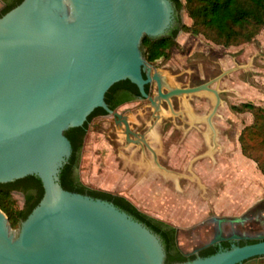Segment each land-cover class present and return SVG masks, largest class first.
Instances as JSON below:
<instances>
[{
	"label": "water",
	"instance_id": "obj_1",
	"mask_svg": "<svg viewBox=\"0 0 264 264\" xmlns=\"http://www.w3.org/2000/svg\"><path fill=\"white\" fill-rule=\"evenodd\" d=\"M174 23L171 0H21L0 16V183L35 175L43 187L16 229L0 209V264H165L156 233L108 200L64 189L59 173L72 150L65 131L82 126L96 108L155 161L145 135L130 129L127 116L135 105L151 106L158 118L166 104L176 114L173 96L208 91L214 104L206 121L213 129L221 97L212 84L225 72L175 86L143 55V37H162ZM123 80L137 87L139 99L113 110L105 93ZM240 239L256 242L198 255ZM175 244L195 257L173 264H264V200L238 217L176 227Z\"/></svg>",
	"mask_w": 264,
	"mask_h": 264
},
{
	"label": "rangeland",
	"instance_id": "obj_2",
	"mask_svg": "<svg viewBox=\"0 0 264 264\" xmlns=\"http://www.w3.org/2000/svg\"><path fill=\"white\" fill-rule=\"evenodd\" d=\"M180 22H191L184 8ZM176 42L168 59L152 63L172 85L193 86L225 72L212 84L221 97L213 129L206 121L214 104L208 91L172 97L176 114L166 104L158 118L151 106L135 105L128 113L131 129L145 135L155 161L145 146L125 141L111 115L96 116L77 171L85 185L124 195L141 211L186 229L211 217H238L264 200V176L238 143L252 113L231 109L258 102L251 92L264 90V36L224 47L181 30ZM12 197L21 207L22 193L14 191Z\"/></svg>",
	"mask_w": 264,
	"mask_h": 264
},
{
	"label": "trees",
	"instance_id": "obj_3",
	"mask_svg": "<svg viewBox=\"0 0 264 264\" xmlns=\"http://www.w3.org/2000/svg\"><path fill=\"white\" fill-rule=\"evenodd\" d=\"M4 7L0 16L17 5L21 0H3ZM176 10L184 8L190 19V24L181 23L172 27L162 37L152 38L144 36L141 49L146 60L151 64L157 59H168L171 51L177 46L176 36L179 31L193 36H202L206 40L224 47L238 46L253 41L264 28V0H171ZM199 84V83H198ZM150 85L145 86L149 92ZM139 96L137 87L123 80L114 83L105 93V101L115 110L125 101ZM236 112L250 111L251 123L245 125L238 135L241 154L252 160L260 173L264 176V106L252 102H242L231 105ZM107 114L102 108L94 109L82 126L72 127L65 131L71 143V154L59 173L60 185L69 191L79 192L112 202L124 210L134 219L145 224L156 233L165 249V264L182 262L195 257L181 254L175 244L176 227L162 219L153 217L141 211L127 197L105 190L95 189L85 185L78 177L77 170L80 163L84 138L91 120L99 115ZM14 191L23 194V204L16 205L12 197ZM43 194L40 179L35 175H28L12 182L0 183V209L6 214L11 228L16 229L26 218L32 208L38 203ZM225 243V242H223ZM218 250V245H210L198 252L200 256H208Z\"/></svg>",
	"mask_w": 264,
	"mask_h": 264
},
{
	"label": "flooded vegetation",
	"instance_id": "obj_4",
	"mask_svg": "<svg viewBox=\"0 0 264 264\" xmlns=\"http://www.w3.org/2000/svg\"><path fill=\"white\" fill-rule=\"evenodd\" d=\"M4 5H5V2L3 1V0H0V10L4 7ZM178 12H179V10H176L175 9V23H174V25H173V27L175 26V25H177L179 22H178V20H180V18L178 17ZM196 85V84H195ZM153 93V90H152V85H150V88H149V92H148V94L149 95H151ZM174 97V96H173ZM136 99H139L138 97L137 98H134V99H132V100H128V101H125V102H123L122 104H124V103H128V102H130V101H133V100H136ZM147 100V99H146ZM166 102V101H165ZM167 103V102H166ZM122 104H120V105H122ZM119 105V106H120ZM118 106V107H119ZM117 107V108H118ZM117 108L115 109V110H117ZM122 113V112H121ZM122 114H125V113H122ZM102 115H107V114H99V115H97V116H102ZM127 115V114H126ZM96 117V116H95ZM127 119H128V116H127ZM128 122H129V120H128ZM129 125H130V123H129ZM120 129H121V131H123L122 130V128H123V125H122V127H119ZM130 129H131V125H130ZM132 130V129H131ZM132 131H134V130H132ZM135 133H137L138 135H140V134H142V133H139V132H136V131H134ZM123 133V132H122ZM144 135V134H143ZM132 138H134L133 136H131ZM124 139H125V136H124ZM126 141V140H125ZM128 143V142H127ZM19 192V191H18ZM21 193V192H20ZM23 195V194H22ZM223 242H225V243H223ZM253 242H256V240H243V239H240V240H225V241H221L220 243H216L217 245H218V250H225V249H228V248H230V246L232 245V244H235V245H239V246H241V245H244V244H249V243H253ZM186 257H188V256H186Z\"/></svg>",
	"mask_w": 264,
	"mask_h": 264
},
{
	"label": "crops",
	"instance_id": "obj_5",
	"mask_svg": "<svg viewBox=\"0 0 264 264\" xmlns=\"http://www.w3.org/2000/svg\"><path fill=\"white\" fill-rule=\"evenodd\" d=\"M262 32H264L263 30L257 35V39L259 38H261L262 36H264V34L262 33ZM264 62V61H263ZM262 64H264V63H262ZM263 69H264V67H263ZM261 78H264V76L262 77L261 76ZM255 90V89H254ZM251 95L253 96V98L254 99H257V101L258 102H256V100H255V102H252L253 104H255V105H260V106H264V90L263 91H261V92H259V91H257V90H255V91H252L251 92ZM255 95V96H254ZM233 105H236V104H233ZM242 113V112H241ZM244 114H248L249 113V116L251 115V113L248 111H246V112H243ZM251 121H252V116H250L249 117V122H248V124L249 123H251ZM124 196V195H123ZM126 197V196H125ZM132 202V201H131ZM133 203V202H132ZM163 220V219H162ZM165 221V220H164ZM169 223V222H168ZM171 223V222H170ZM173 225V224H172Z\"/></svg>",
	"mask_w": 264,
	"mask_h": 264
}]
</instances>
